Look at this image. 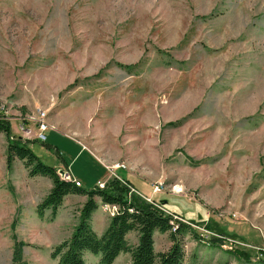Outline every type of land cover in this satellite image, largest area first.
Segmentation results:
<instances>
[{"label":"rangeland","instance_id":"374dc122","mask_svg":"<svg viewBox=\"0 0 264 264\" xmlns=\"http://www.w3.org/2000/svg\"><path fill=\"white\" fill-rule=\"evenodd\" d=\"M38 110L53 127L44 142ZM1 113L49 165L70 160L75 139L120 165L135 193L196 230L181 264H264V0H0ZM7 146L0 133V264H13L17 242L22 264H56L86 199L40 216L52 180L17 158L9 170ZM89 154L73 163L85 190L100 173ZM113 215L93 212L98 235ZM154 238L156 252L172 245Z\"/></svg>","mask_w":264,"mask_h":264},{"label":"trees","instance_id":"16d2710c","mask_svg":"<svg viewBox=\"0 0 264 264\" xmlns=\"http://www.w3.org/2000/svg\"><path fill=\"white\" fill-rule=\"evenodd\" d=\"M159 52L165 53L162 50ZM0 133L7 136L9 170L17 158L23 162L30 177L47 176L52 180L50 191L38 206L40 216L44 215L47 209L56 213L65 197L70 194L86 196L80 210V221L71 237L56 245L52 251L51 257L58 260L56 264H87L84 259V253L87 251L100 256L102 264H112L121 253L131 254L129 264H181L185 255L182 237L187 232L196 235V230L186 221L146 202L132 190L138 189L129 178L114 177L104 187L94 186L85 190L72 177L63 179L56 167L45 163L32 150L31 144L35 140L29 141L15 136L10 120L4 113L0 114ZM97 198L102 204L117 207L102 235L95 232L90 222L93 212L99 208ZM132 231L138 233V243L134 247H131L127 240L128 233ZM155 232L169 233L172 245L167 251L156 252ZM207 241L214 243L213 240ZM22 245V242L15 243L13 264H22ZM238 258L246 260L245 262L251 261L250 255L243 252Z\"/></svg>","mask_w":264,"mask_h":264},{"label":"crops","instance_id":"0c3cea01","mask_svg":"<svg viewBox=\"0 0 264 264\" xmlns=\"http://www.w3.org/2000/svg\"><path fill=\"white\" fill-rule=\"evenodd\" d=\"M71 138H73V137H71ZM73 143H76V144L74 145L73 148L71 147L70 150L73 149V151H76L75 154H72L71 153L70 160H68V161H67V159H64L63 156H62V154H61V161H62V163L58 164L56 168L60 169L59 168L60 166H63L65 168H67L71 172V175H73V178L77 179L78 181H76L74 179L73 180L76 181L78 184H81V187L82 188L84 187L83 181L79 177V175L73 170V163L79 157H81V155H83L86 152V150H88L91 153L89 155L92 157V158H90V161H91L92 165L94 167H95V165L97 167H99V171H100L98 177L95 180H93L92 188L94 186L101 187L100 185H98V183H101V182H106L107 183L109 180H111L114 177H118V178H121L122 177L121 175L118 174V169L121 168V167H119L120 165L116 166L117 168L112 167V166L109 167L85 143H82V142H80L77 139H75V142H73ZM82 196L85 197V199H86V196H84V195H82ZM98 202H99V207H100L101 200L99 199Z\"/></svg>","mask_w":264,"mask_h":264},{"label":"built area","instance_id":"2783aa9c","mask_svg":"<svg viewBox=\"0 0 264 264\" xmlns=\"http://www.w3.org/2000/svg\"><path fill=\"white\" fill-rule=\"evenodd\" d=\"M46 116L47 113L41 110H38L37 116L32 118L33 120H35V122H37L38 124V132L36 134V139L39 141H46L47 136H46V132H48L50 129H52L53 127H50V125L48 124V122L46 121ZM24 132H30L29 128H25V126L22 127ZM61 177H72L71 174L69 173L68 170L64 169L61 173H60ZM73 178V177H72ZM104 187V186H101ZM105 208H111V210L113 211V214H115V212L117 211V207L115 205H111V204H102Z\"/></svg>","mask_w":264,"mask_h":264},{"label":"bare ground","instance_id":"6f19581e","mask_svg":"<svg viewBox=\"0 0 264 264\" xmlns=\"http://www.w3.org/2000/svg\"><path fill=\"white\" fill-rule=\"evenodd\" d=\"M64 169H62V170H59L58 172H60L61 173V171H63Z\"/></svg>","mask_w":264,"mask_h":264},{"label":"water","instance_id":"95a60500","mask_svg":"<svg viewBox=\"0 0 264 264\" xmlns=\"http://www.w3.org/2000/svg\"><path fill=\"white\" fill-rule=\"evenodd\" d=\"M62 172V171H61Z\"/></svg>","mask_w":264,"mask_h":264}]
</instances>
